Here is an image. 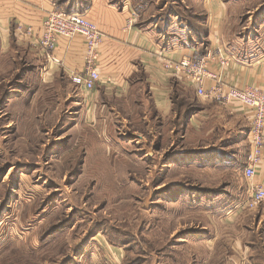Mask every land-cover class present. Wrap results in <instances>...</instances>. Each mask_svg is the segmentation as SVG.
<instances>
[{
	"label": "rangeland",
	"instance_id": "rangeland-1",
	"mask_svg": "<svg viewBox=\"0 0 264 264\" xmlns=\"http://www.w3.org/2000/svg\"><path fill=\"white\" fill-rule=\"evenodd\" d=\"M53 1L83 9L90 0ZM223 2L244 9L232 19L242 49L264 45V0ZM170 7L202 40L206 15ZM14 52L0 56V264H263L254 255L264 224L252 220L264 205L245 206L252 115L248 127L221 126L211 109L230 103L196 97L189 118L181 105L174 141L162 143L160 120L137 115L118 143H88L81 94L45 88Z\"/></svg>",
	"mask_w": 264,
	"mask_h": 264
},
{
	"label": "crops",
	"instance_id": "crops-1",
	"mask_svg": "<svg viewBox=\"0 0 264 264\" xmlns=\"http://www.w3.org/2000/svg\"><path fill=\"white\" fill-rule=\"evenodd\" d=\"M133 1L90 0L83 12L97 25L103 38L96 63L101 79L92 90L79 88L70 78L86 68L83 37H57L54 54L59 63L47 59L28 43L24 45L23 37H17L18 26L32 27L35 37H40L48 13L57 9L53 0H0V56L7 57L13 50L14 61L25 58L32 67L29 75L36 76L45 88L68 97L81 94V128L88 143L99 145L106 140L118 143L121 140L118 128L130 127L137 115L143 121L160 120L162 143L177 139L180 107L185 104L184 116L189 118V104L198 95L190 79L176 69V64L194 52L206 54L221 49L229 59L228 64L222 66L217 58L210 62L209 69L223 78L224 85L252 87L264 93V45L255 51L242 49L239 39L233 38L232 19H238L244 9H228L223 0H167L166 7L159 8L160 0H154L139 10ZM173 3L206 15L202 40L191 23L181 19L179 12L170 7ZM166 8L169 10L165 11ZM29 42L32 44V40ZM213 112L217 124L224 126L222 121L229 119L242 128L248 127L253 115L248 107L234 104L214 103L212 115ZM193 119L194 116L187 123L188 131L194 126ZM247 137L251 146L250 129ZM254 180L264 181V146ZM252 224L263 231L264 209L258 211ZM260 240L264 243V237Z\"/></svg>",
	"mask_w": 264,
	"mask_h": 264
},
{
	"label": "built area",
	"instance_id": "built-area-1",
	"mask_svg": "<svg viewBox=\"0 0 264 264\" xmlns=\"http://www.w3.org/2000/svg\"><path fill=\"white\" fill-rule=\"evenodd\" d=\"M132 22L133 20H130V23ZM18 30L26 40H32V46L38 48L47 59L57 63H59V59L54 54L57 37H83L87 51L86 68L83 72L73 73L70 78L81 89L89 91L96 87L101 79L96 63L103 38L97 25L84 14H69L58 8L52 10L44 20L40 37L37 38L32 27L23 29V26H19ZM217 55L218 57H216ZM217 58L222 66L229 62V59L221 51L216 54L210 52L206 56L195 53L184 57L176 64V69L190 79L196 88L198 97L216 99L222 103L247 106L253 109L250 153L244 168L249 194L245 206L249 210H253L264 205V181L256 182L254 180L256 167L262 158L264 146V93L252 87L242 89L225 86L223 78L209 69L210 62ZM211 82L213 84H210Z\"/></svg>",
	"mask_w": 264,
	"mask_h": 264
},
{
	"label": "trees",
	"instance_id": "trees-1",
	"mask_svg": "<svg viewBox=\"0 0 264 264\" xmlns=\"http://www.w3.org/2000/svg\"><path fill=\"white\" fill-rule=\"evenodd\" d=\"M89 4H90V1H89V3L86 4V6L83 9H79V7L76 8L74 6H71V7H68V8L65 9L64 7H61V5H58L56 3L58 9H62V10L66 11L69 14H72V13H80V14H83V12L88 8ZM69 8H71L72 10L69 9ZM254 256L256 257V258L254 257L255 258V261H258V262L259 261H262L264 263V253H262L260 255L255 254Z\"/></svg>",
	"mask_w": 264,
	"mask_h": 264
}]
</instances>
